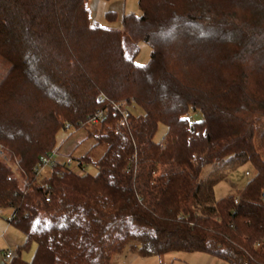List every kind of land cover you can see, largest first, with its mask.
Returning <instances> with one entry per match:
<instances>
[{
	"label": "trees",
	"instance_id": "trees-1",
	"mask_svg": "<svg viewBox=\"0 0 264 264\" xmlns=\"http://www.w3.org/2000/svg\"><path fill=\"white\" fill-rule=\"evenodd\" d=\"M139 7L115 29L92 23L88 0H0V146L13 164L0 159V216L26 238L5 264H111L125 252L264 264V0ZM69 129L105 152L57 162ZM51 157L49 174H34ZM244 165L245 187L217 199Z\"/></svg>",
	"mask_w": 264,
	"mask_h": 264
},
{
	"label": "rangeland",
	"instance_id": "rangeland-1",
	"mask_svg": "<svg viewBox=\"0 0 264 264\" xmlns=\"http://www.w3.org/2000/svg\"><path fill=\"white\" fill-rule=\"evenodd\" d=\"M88 7L91 14L92 23L99 24L103 27H110L115 29L122 28V17L124 15L135 14L137 16L142 15V11L139 7V0H88ZM113 13L115 18H109L108 14ZM151 48L140 43V53L137 56L136 63L138 65H145L150 60ZM10 64L0 57V80L8 72ZM132 114L139 116L143 114L140 108H130ZM198 118V117H197ZM166 134V127L161 124L158 128L157 134L155 136L156 141H163ZM57 142V156L56 160L59 163L71 162L72 166H78L77 161L72 159L71 154L76 159L78 157L84 156L90 153V158L96 161L105 152V148L93 149L95 141L93 139H88L86 130H61L56 138ZM2 150V149H1ZM0 159L8 160L7 155L0 151ZM11 164L12 162L8 160ZM13 165V164H11ZM89 173L94 174L96 169L89 165L87 168ZM45 174H41L40 177H45L49 173L47 170H43ZM49 171V170H48ZM206 169L205 172H207ZM247 172L251 173L248 177ZM254 170L249 165H244L239 167L234 172H232L229 177L220 183H218L214 188V193L217 199L225 197L229 194H236L238 191L242 190L247 182L252 178ZM37 175V174H36ZM5 212V211H4ZM6 215L0 216V238L7 234L6 238L12 241L14 245L11 244L10 249L17 253L18 248L22 246L26 238L22 232H20L15 227L8 225L6 221ZM3 234V235H2ZM35 252V245L32 244L28 249L21 252L22 259L30 261ZM5 250L0 249V264H5L9 261L5 259ZM111 264H228L218 258L204 254V253H169L167 255L157 257H141L139 255H133L131 253L125 252L122 255L114 257Z\"/></svg>",
	"mask_w": 264,
	"mask_h": 264
},
{
	"label": "built area",
	"instance_id": "built-area-1",
	"mask_svg": "<svg viewBox=\"0 0 264 264\" xmlns=\"http://www.w3.org/2000/svg\"><path fill=\"white\" fill-rule=\"evenodd\" d=\"M102 113L101 112H97L96 114H95V116L93 117V122L94 123H98L101 119H102ZM2 148H1V146H0V151H2L3 152V150H1ZM52 161H53V158L51 157V158H45V159H43V167H42V169L41 170H36L35 172H34V174H37V175H39V173H40V171L42 172V170H44L46 167H48V166H50V164L52 163ZM248 177H250L251 176V173L250 172H247V174H246ZM263 195H264V193H263ZM237 200H238V197L236 198ZM4 256H5V259L6 260H10L13 256H14V252L11 250V249H8L6 252H5V254H4Z\"/></svg>",
	"mask_w": 264,
	"mask_h": 264
},
{
	"label": "crops",
	"instance_id": "crops-1",
	"mask_svg": "<svg viewBox=\"0 0 264 264\" xmlns=\"http://www.w3.org/2000/svg\"><path fill=\"white\" fill-rule=\"evenodd\" d=\"M4 214L7 216L6 217V221H7V219L10 217L11 212L10 211H5V212L2 213V215H4ZM10 227H11V225H10ZM6 236H7V234H5L2 238H0V249L5 250V252L8 249H10L11 244L14 245L12 243V241L9 239V237L6 238Z\"/></svg>",
	"mask_w": 264,
	"mask_h": 264
}]
</instances>
